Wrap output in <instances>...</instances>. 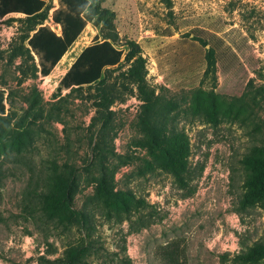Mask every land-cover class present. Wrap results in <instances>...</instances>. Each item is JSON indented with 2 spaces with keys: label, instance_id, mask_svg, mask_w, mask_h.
I'll return each instance as SVG.
<instances>
[{
  "label": "rangeland",
  "instance_id": "rangeland-1",
  "mask_svg": "<svg viewBox=\"0 0 264 264\" xmlns=\"http://www.w3.org/2000/svg\"><path fill=\"white\" fill-rule=\"evenodd\" d=\"M44 2L49 27L58 0ZM169 2L103 0L102 6L113 11L116 47L125 50L126 39L138 44L145 83L168 106L167 132L180 131L188 141L191 177L184 185L161 164L121 60L105 73V91L113 97L119 156L113 191L126 203L115 206L95 183H80L74 207L85 204L95 225L93 253L83 256L89 264H166L170 250L178 264H233L264 237V207L242 203L246 161L264 141V0ZM25 28L21 14L0 18L2 118L5 132L12 130L10 139L0 138V264H44L80 242L78 228L64 230L42 214L32 191L40 190L47 168L66 161L87 168L86 176L96 155L89 122L100 100L97 86L52 94L79 52L106 30L88 22L67 62L42 76L20 41ZM209 47L213 65L205 59Z\"/></svg>",
  "mask_w": 264,
  "mask_h": 264
},
{
  "label": "trees",
  "instance_id": "trees-1",
  "mask_svg": "<svg viewBox=\"0 0 264 264\" xmlns=\"http://www.w3.org/2000/svg\"><path fill=\"white\" fill-rule=\"evenodd\" d=\"M170 7L169 0H163ZM103 0H58V6L51 13V20L60 27L56 34L50 27L43 24L47 19L49 7L44 0H0V18L7 14H21L24 17L26 28L20 36L21 42H26L24 51L32 59L37 57V65L32 64L34 71L38 69L42 76H47L61 57L76 41L86 24L90 21L94 25L100 24L106 30L105 36L94 40L85 46L75 57L71 65L58 81L52 94L53 97L67 92L70 96L81 92L83 88L96 85L99 92V102L90 118L89 128L94 135L93 150L95 158L89 161L94 167L92 172L80 167L76 161L64 162L57 167L47 168L41 179V188L33 189L32 194L39 210L48 220H55L56 225L64 230L74 226L82 232V239L77 244H69L62 253L53 258H43L44 264H89L83 256L93 253L95 240L93 238L95 225L92 214L85 204L75 208L74 197L81 182H93L97 190L106 201L115 206H124L122 193L113 191V179L118 164L114 161L119 156L114 151L113 138L115 135L113 112L110 105L113 97L105 91V73L114 71L121 60L128 63L124 72L127 81L136 86L143 104L141 107V126L146 132L152 146L161 153V164L177 179L186 184V177L190 176L187 157L189 155L188 141L180 131L167 132L166 120L168 106L145 83V59L138 44L134 40L124 41L125 50L117 48L113 43L116 36L111 26L113 11L102 6ZM201 45L206 43L201 40ZM205 59L210 65L214 64V51L205 50ZM3 93L0 90V138H11L12 130L5 132L2 118L4 114ZM257 98L252 97L255 101ZM197 103H195L196 105ZM4 134H3V133ZM254 145L253 151L245 164V191L242 203L248 205L259 204L264 207V141ZM188 185V184H186ZM36 193V194H35ZM177 253L170 250L165 253L166 264H178ZM233 264H264V237L254 241L246 250L241 251L233 258Z\"/></svg>",
  "mask_w": 264,
  "mask_h": 264
},
{
  "label": "crops",
  "instance_id": "crops-1",
  "mask_svg": "<svg viewBox=\"0 0 264 264\" xmlns=\"http://www.w3.org/2000/svg\"><path fill=\"white\" fill-rule=\"evenodd\" d=\"M73 44H74V43H73ZM73 44H72V45H73ZM69 49H70V48H69ZM69 49H68V50H69ZM68 50L66 51V53H65V54L61 57V59H60V60H61V62H60L61 66H63V65L67 62V60H68L67 56H68L70 53H72L73 51H75L74 48H72L70 51H68ZM67 52H69V53L67 54ZM58 62H59V61H58ZM58 62H57V63H58ZM56 65H57V64H56ZM56 65H55V66H56ZM55 66H54V67H55ZM56 70L59 71V70H60V67H58Z\"/></svg>",
  "mask_w": 264,
  "mask_h": 264
},
{
  "label": "built area",
  "instance_id": "built-area-1",
  "mask_svg": "<svg viewBox=\"0 0 264 264\" xmlns=\"http://www.w3.org/2000/svg\"><path fill=\"white\" fill-rule=\"evenodd\" d=\"M45 23H47L49 25L50 29H52V30H54V26L59 28V26L57 24L53 23V22L48 23V22L45 21ZM58 34H59V29H58Z\"/></svg>",
  "mask_w": 264,
  "mask_h": 264
}]
</instances>
